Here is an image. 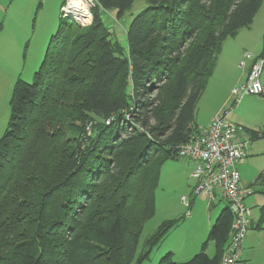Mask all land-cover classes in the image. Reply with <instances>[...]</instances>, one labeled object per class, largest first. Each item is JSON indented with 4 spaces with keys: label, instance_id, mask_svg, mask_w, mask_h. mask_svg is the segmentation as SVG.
<instances>
[{
    "label": "trees",
    "instance_id": "16d2710c",
    "mask_svg": "<svg viewBox=\"0 0 264 264\" xmlns=\"http://www.w3.org/2000/svg\"><path fill=\"white\" fill-rule=\"evenodd\" d=\"M135 1L94 0L85 27L61 19L33 82H16L0 138V264H142L182 222H163L138 256L162 167L202 131L195 111L223 44L264 0H146L124 47L103 12L121 19ZM232 219L227 207L190 260L158 264H220Z\"/></svg>",
    "mask_w": 264,
    "mask_h": 264
},
{
    "label": "rangeland",
    "instance_id": "374dc122",
    "mask_svg": "<svg viewBox=\"0 0 264 264\" xmlns=\"http://www.w3.org/2000/svg\"><path fill=\"white\" fill-rule=\"evenodd\" d=\"M30 1L31 0H0V20L3 22V25L10 27L14 24H18L21 28L28 26V29H31L33 33L35 32L36 34V39H27L20 44V51L18 50L17 59H12L14 63L15 61L18 62L16 66L18 67V73L14 82L11 83L12 86L8 88V92L5 94H3L2 91L7 89L6 77L9 71L13 72L14 69L8 68L5 59L0 56V107L2 108V123L0 125L3 131L2 136L5 134L8 126L10 118L9 104L16 82L18 79L26 83L33 82L34 74L43 62L51 37L56 34L57 27L61 21V9L58 14H56L48 10L46 6V10L43 13L40 12L37 14L41 6L39 7L36 5L31 10ZM39 3H41V0ZM94 5H96L95 2ZM94 7L95 6H93V8ZM146 7V0H136L132 9L121 19L117 18V11L115 10L103 12V22L105 26L113 34L114 39H117L124 47H126V32L131 21ZM260 10L258 16L256 15L257 18L255 17L256 19H254V26L253 28L251 27L252 30L249 29L251 31H245L246 33H242L243 35L240 37L243 39L240 43V47H244L246 51L254 53L255 55H261L263 54L262 52H264V1ZM83 18H77L81 20L75 22L84 27L89 26L93 22L92 13L90 20L87 17H85L86 19ZM49 32L51 33L50 37L45 38V34ZM244 39L248 40L251 45L249 46ZM229 42L233 41L230 40ZM254 49H257V51H254ZM1 52L2 50H0V54ZM15 65L16 63L14 66ZM221 79L225 82L224 77L220 71H218L214 76L215 84L221 81ZM262 81H264V76L262 77ZM208 85L209 82L207 87ZM212 93V91L208 93L207 99L206 96L202 98V95V99L200 98L197 104L194 123L199 128L206 125L209 121L211 108L215 103L213 100L215 98ZM256 98L257 96H245L243 98L244 100L234 107L229 117L232 115L233 118V116L237 114L247 120L248 125H250L249 129H258V131L264 132V101H259ZM224 107L222 110H228L233 107V96L230 92L226 98V106ZM256 126L258 128H255ZM259 127H261V130H259ZM87 132V137L91 136V129L88 128ZM258 141L260 142V149L258 152L251 154L248 159L249 161L239 168L242 181L246 184L244 185L250 186L254 190V194L246 200V205L251 208V215L255 219V222L259 220L260 208L264 206V187L262 183L256 182L259 174L264 171V139L262 138ZM185 164L186 160L184 159H173L166 162L162 167L161 180L156 192L157 213L143 231L138 246V256L144 251L146 241L157 231L163 222L175 220L182 222L178 227L172 229L168 233L163 243L156 248L151 253L150 258L142 264H158L160 259L169 252H173V260L175 262H184L180 260L183 259L181 258L182 255H184L187 250L194 249L195 252L189 258L191 259L201 250L203 244L207 241L211 227L216 223L220 213L228 207L226 201L221 200L220 202L214 203L209 209L210 201L208 198L203 196L193 197L191 195V186H193V182L191 181L188 182L187 180V189L184 190V181L181 174L186 170L189 171ZM183 196L188 198L189 204H191L190 208L187 204L183 203ZM193 198L196 200L194 201L198 209L196 215L191 217V214L194 215V206L192 207V205H194L192 204ZM210 222L211 226L209 224ZM254 230L258 232V230ZM207 254L210 257H214V243L210 242L208 244ZM243 258L246 261L243 260L244 264H264V233L261 234L255 242H252L251 246L248 245L246 249L244 248Z\"/></svg>",
    "mask_w": 264,
    "mask_h": 264
},
{
    "label": "built area",
    "instance_id": "2783aa9c",
    "mask_svg": "<svg viewBox=\"0 0 264 264\" xmlns=\"http://www.w3.org/2000/svg\"><path fill=\"white\" fill-rule=\"evenodd\" d=\"M79 1L87 7L91 18V9L95 6L94 1ZM70 3L71 0H66L61 8V18L80 21L81 19L71 15ZM248 63L250 65L245 80L231 91L233 107L221 110L212 118L207 129L192 136L187 143L179 147L177 152L179 159L194 163L191 178L195 181V186L192 188L191 195L207 197L211 202L224 200L233 216L230 241L220 264H240L243 242L251 224L250 210L246 205V200L253 195L254 191L241 184V175L237 165L249 157L254 135L252 131L229 119V114L245 96L264 95L261 83L264 55L246 52L240 66L247 68ZM182 201L190 208L191 204L186 196L182 197Z\"/></svg>",
    "mask_w": 264,
    "mask_h": 264
},
{
    "label": "crops",
    "instance_id": "0c3cea01",
    "mask_svg": "<svg viewBox=\"0 0 264 264\" xmlns=\"http://www.w3.org/2000/svg\"><path fill=\"white\" fill-rule=\"evenodd\" d=\"M39 1L40 0H31L30 1L31 2V10L36 5H38L39 7L41 6V9L38 10L37 14H39L40 12L43 13L46 10L45 9L46 6L48 7V10H50L52 13L58 14L59 10L66 3L65 0H41V3H39ZM259 11H261V10H259ZM257 16H258V14H257ZM60 19H62L61 16H60ZM253 26H254V23H253V25L251 27L253 28ZM251 30L243 29V30H241L238 33L237 36H235L233 38H228L224 42L222 50H221V53L219 55L217 66H216L215 71H214L215 73H213L214 75H212V78H210L209 85H208L207 89H205L206 91H204V94L202 96V98L206 96V99H207L208 93L210 91H212L213 92L212 95L215 98V99H213L215 101V103H214V105L211 108V114L209 116L208 123L206 125H204V126H201V128L198 127L199 130H201V129L205 130V129H207L209 127L212 118L215 115H217L222 110V108L224 106H226V98H227L229 92L231 94L232 89L245 80V77H246V74L248 72L250 63H248L247 68H242L240 66L241 62L244 59L245 53L248 52V51H246L244 49V47H240V43H241V41H243V39L240 38V37H242V35H243L242 33H246L245 31H251ZM263 31H264V29H263ZM249 33H251V32H249ZM50 34H51L50 32L45 34V38H49ZM35 35H36L35 32L33 33V31L31 29H28V26H25V27L21 28L18 24H14L13 26H10V27L7 26V25H4L3 31L0 33V50H2L0 56L5 59L7 65H8V68H12V69H14V71L13 72L9 71V74L6 77L7 78V81H6V83H7L6 84V88L7 89L4 87L6 90L2 91L3 94L8 92V88L10 86H12L11 83H13L14 80L16 79V76H17V73H18V67H16V66H17L18 62L15 61L16 65L14 66L15 63H14V61H12V59H14V60L17 59L18 50L20 51V49H19L20 44L23 41H26L27 39H31V40L36 39ZM230 40L233 41V42H229ZM244 41L249 46L251 45V43L248 40L244 39ZM254 51H257V49H254ZM252 54H254V53H252ZM218 71H220V73L224 77L225 82L223 81V79H221V81H218V83L215 84L214 76L217 74ZM263 76H264V70H263V73L261 75V83H262V86L264 88V81H262V77ZM249 96H251V95H249ZM256 99L259 100V101H264V95L263 96H257ZM1 113H2V108L0 107V124L2 123ZM229 119L233 123H235L237 125H240V126H243V127L247 128L250 131L258 132L260 134L264 133L262 131H258V129L257 130L249 129L250 125H248L247 120L244 117L238 116L237 114L235 116H233V118H232V115H231L229 117ZM255 128H258V127L256 126ZM1 129L2 128H1V125H0V138H1L2 134H3V131ZM259 130H261V127H259ZM262 138L264 139V136H261L260 138L256 137V138L253 139L251 147H250V151H249L250 152L249 157L251 156V154H255L256 152H258V150L260 149V142L258 140H260ZM249 157L247 159H245V160H242L237 165V169H238L239 172H240V170H239L240 166L245 165L249 161L248 160ZM185 165H186V167L188 168L189 171L186 170V171H184V173L181 174L182 178H183V181H184L183 182V189L184 190L187 189V180H188V182L189 181L193 182V186L195 184L194 180L191 178V174H192V171L194 169V163L189 161V160H186V164ZM161 173H162V170H161ZM241 184L243 186L246 185L244 183V181H242V176H241ZM193 186H191V188ZM188 187H190V186H188ZM245 187L253 189L250 186H245ZM191 193H192V190H191ZM194 200H195V198L193 199V203H192V204H194V205H192V207L194 206V215L191 214L190 215L191 217L196 215V212H197V209H198V206H196V203H195L196 200L195 201ZM216 202H220V201L219 200H217L215 202H211L210 201L209 209ZM192 207H191V209H192ZM200 207H202V206H200ZM249 210H250L251 224H250V228H249V231L247 233V236H246V238H245V240L243 242V251H242L240 264H244V261H245L244 258H243L244 248L246 249V247L248 245L251 246L252 242H255V240H257V238H259L260 235L264 233V223L261 222V212H260L259 220L257 222H255V219L251 215V211H252L251 208H249ZM201 211H202V208H201ZM260 211H261V208H260ZM209 224L211 226V222ZM254 229L258 230V232H256ZM194 252H195L194 249L193 250L192 249L191 250L190 249L187 250V252L184 255H182V257H181L183 259H180V260L186 262V260H188L192 256V254Z\"/></svg>",
    "mask_w": 264,
    "mask_h": 264
},
{
    "label": "bare ground",
    "instance_id": "6f19581e",
    "mask_svg": "<svg viewBox=\"0 0 264 264\" xmlns=\"http://www.w3.org/2000/svg\"><path fill=\"white\" fill-rule=\"evenodd\" d=\"M70 6L71 8H69V10L72 16H75L77 18L87 17L90 20V12L82 2H80L79 0H71Z\"/></svg>",
    "mask_w": 264,
    "mask_h": 264
},
{
    "label": "water",
    "instance_id": "95a60500",
    "mask_svg": "<svg viewBox=\"0 0 264 264\" xmlns=\"http://www.w3.org/2000/svg\"><path fill=\"white\" fill-rule=\"evenodd\" d=\"M71 20H73V19H71Z\"/></svg>",
    "mask_w": 264,
    "mask_h": 264
}]
</instances>
